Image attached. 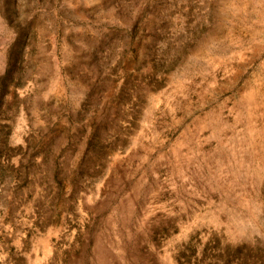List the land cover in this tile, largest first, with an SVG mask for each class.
Instances as JSON below:
<instances>
[{
	"label": "rangeland",
	"instance_id": "1",
	"mask_svg": "<svg viewBox=\"0 0 264 264\" xmlns=\"http://www.w3.org/2000/svg\"><path fill=\"white\" fill-rule=\"evenodd\" d=\"M0 264H264V0H0Z\"/></svg>",
	"mask_w": 264,
	"mask_h": 264
}]
</instances>
